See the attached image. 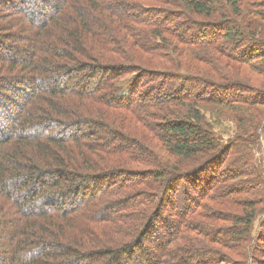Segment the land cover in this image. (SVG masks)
<instances>
[{
	"label": "trees",
	"instance_id": "1",
	"mask_svg": "<svg viewBox=\"0 0 264 264\" xmlns=\"http://www.w3.org/2000/svg\"><path fill=\"white\" fill-rule=\"evenodd\" d=\"M263 122L264 0H0V264H263Z\"/></svg>",
	"mask_w": 264,
	"mask_h": 264
},
{
	"label": "rangeland",
	"instance_id": "2",
	"mask_svg": "<svg viewBox=\"0 0 264 264\" xmlns=\"http://www.w3.org/2000/svg\"><path fill=\"white\" fill-rule=\"evenodd\" d=\"M131 75H126L125 77H124V79H122L121 81H120V83H122V85H125L130 79H131ZM208 114V113H207ZM219 125H216L215 126V131L216 132H218V133H220V134H224L225 135V137H224V140L225 139H227V137H233L235 134L234 133H236V125L233 123V122H231L230 120H226V121H224V122H219L218 123ZM264 125V122L262 123V125L261 126H263ZM260 133V132H259ZM261 134V133H260ZM261 136H263L262 134H261ZM259 141H260V144L262 145V146H264V139L263 138H261V137H259ZM262 147H261V149H260V153H262ZM260 153H255L256 155H259ZM209 204H212V203H209ZM227 207H228V210L230 211V209H231V206H229V205H227ZM234 211H237L236 209H234ZM227 216L228 217H230L231 218V216H230V214H227ZM200 221H202V220H200ZM153 225H155V223H152V226ZM158 225H159V223H157L156 224V227L158 228ZM213 225V227H218V226H224V223H222V222H219V221H217L216 223H213L212 224ZM156 228V229H157ZM212 229V228H211ZM214 230H212V231H215V230H219V229H215V228H213ZM258 229V224H256L255 223V226H254V231H256ZM148 242H150V241H148ZM143 246L145 247V249H146V247L149 245V244H147V241H144L143 243ZM230 247H232V245H230ZM233 250L235 249V247H233L232 248ZM262 249V248H261ZM259 261L260 262H262L263 264H264V255H263V257L262 258H260L259 259ZM122 264H128L127 262H122ZM130 264H135L133 261L132 262H130Z\"/></svg>",
	"mask_w": 264,
	"mask_h": 264
}]
</instances>
